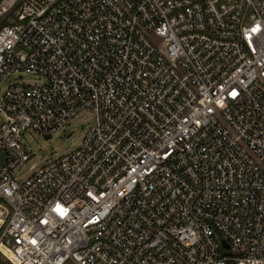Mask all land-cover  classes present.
I'll list each match as a JSON object with an SVG mask.
<instances>
[{
	"label": "built area",
	"instance_id": "obj_1",
	"mask_svg": "<svg viewBox=\"0 0 264 264\" xmlns=\"http://www.w3.org/2000/svg\"><path fill=\"white\" fill-rule=\"evenodd\" d=\"M12 75L5 261L264 264V0H0ZM88 111L81 144L20 182L21 134Z\"/></svg>",
	"mask_w": 264,
	"mask_h": 264
},
{
	"label": "rangeland",
	"instance_id": "obj_2",
	"mask_svg": "<svg viewBox=\"0 0 264 264\" xmlns=\"http://www.w3.org/2000/svg\"><path fill=\"white\" fill-rule=\"evenodd\" d=\"M21 81L20 75H12L8 79L0 80V99L11 83L19 82L35 85L43 84L44 80L30 74H24ZM93 124L92 113L90 111L69 120L51 139L35 132H23L20 141L26 146L31 159L21 168L17 177L21 182L30 175V170L38 168L49 160L58 159L74 151L80 144L87 129ZM0 262L9 264L2 258Z\"/></svg>",
	"mask_w": 264,
	"mask_h": 264
},
{
	"label": "bare ground",
	"instance_id": "obj_3",
	"mask_svg": "<svg viewBox=\"0 0 264 264\" xmlns=\"http://www.w3.org/2000/svg\"><path fill=\"white\" fill-rule=\"evenodd\" d=\"M3 222V218L0 217V225H2ZM0 252L7 255L10 259H12V261H14L13 254L4 245H0Z\"/></svg>",
	"mask_w": 264,
	"mask_h": 264
},
{
	"label": "water",
	"instance_id": "obj_4",
	"mask_svg": "<svg viewBox=\"0 0 264 264\" xmlns=\"http://www.w3.org/2000/svg\"><path fill=\"white\" fill-rule=\"evenodd\" d=\"M45 138L47 140H49V139H51V136H46ZM10 158L13 159V156H11ZM7 159H8L7 153L6 152H2L0 154V167L3 166L6 163Z\"/></svg>",
	"mask_w": 264,
	"mask_h": 264
},
{
	"label": "trees",
	"instance_id": "obj_5",
	"mask_svg": "<svg viewBox=\"0 0 264 264\" xmlns=\"http://www.w3.org/2000/svg\"><path fill=\"white\" fill-rule=\"evenodd\" d=\"M0 264H2V263L0 262Z\"/></svg>",
	"mask_w": 264,
	"mask_h": 264
}]
</instances>
